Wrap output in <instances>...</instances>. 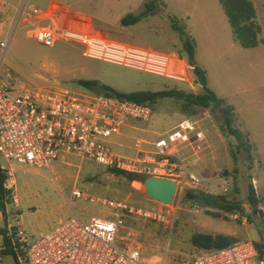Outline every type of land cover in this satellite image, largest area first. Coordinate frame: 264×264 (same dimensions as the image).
Wrapping results in <instances>:
<instances>
[{
	"label": "rangeland",
	"instance_id": "obj_1",
	"mask_svg": "<svg viewBox=\"0 0 264 264\" xmlns=\"http://www.w3.org/2000/svg\"><path fill=\"white\" fill-rule=\"evenodd\" d=\"M16 5L20 0H7ZM147 0H28L34 11L40 15H54L63 27L114 38L136 46L160 51L182 52L179 32L172 27L177 21L196 42V61L209 71L211 86L218 96L230 105L240 108L237 127L244 133L250 151L238 150L239 144L217 121L218 113L206 110L210 126L214 125L224 146L221 159L217 160L210 174L203 175L201 189L214 194H223L225 180L229 181L227 194L243 203L247 214L252 209L248 201L249 186L264 194V65L254 57L264 59V47L258 52L239 46L238 53L230 49L231 25L219 0H162L164 3L156 15L141 22L123 26L121 20L128 14H138ZM0 21V33L10 29V19ZM6 37V35H5ZM212 41L220 44L218 53L211 46ZM260 47V46H259ZM252 64V65H251ZM5 67L29 84L60 85L73 90L79 81H99L122 93L139 91H161L178 88L192 93L202 89L195 76L189 71L188 80L173 79L141 72L122 65L87 57L78 44L65 41L53 47L44 46L29 37L27 30H17L12 38ZM248 79H251L249 81ZM153 110L160 113V135L176 127L186 118H203V111L184 113L181 103L174 99H162ZM197 113V114H196ZM154 115V114H153ZM151 119L149 122L151 123ZM212 129V128H211ZM158 135L157 137H159ZM136 139L147 138L137 133ZM136 139L128 140L134 146ZM117 150V147H113ZM147 147H143L146 149ZM131 156L129 154H124ZM0 167L12 169L16 179L15 192L18 205L8 206L9 226L25 231L28 242L34 244L47 235L61 221L74 213L92 214L94 209L80 201L70 203L72 191L127 200L130 204L147 211L169 215L170 221L162 223L144 216H128L125 228L120 233L117 245L123 249H139L146 264H178L196 258L202 251L192 244L195 233H235L241 240L264 243V231L244 225L235 215L230 220H215L203 209L196 212L195 206L185 200L187 188L177 192L172 205L149 198L143 191V180L131 181L104 165L68 156L63 162L47 168L22 166L8 162L0 156ZM235 188L238 193H234ZM99 215H104L97 212ZM209 221L219 225L213 228ZM247 216V215H245ZM0 219V229L6 228V219ZM3 236H0V246ZM4 264H16L12 256L4 258Z\"/></svg>",
	"mask_w": 264,
	"mask_h": 264
},
{
	"label": "built area",
	"instance_id": "obj_2",
	"mask_svg": "<svg viewBox=\"0 0 264 264\" xmlns=\"http://www.w3.org/2000/svg\"><path fill=\"white\" fill-rule=\"evenodd\" d=\"M11 12L9 31L4 36L0 33V156L10 163L40 169L63 162L68 156H78L109 169L172 179L178 191L187 188L214 194L201 189L203 178L196 169L207 145V132L200 119L186 118L164 132L153 142L152 151H144L143 141H137V152L127 156L113 150L111 139L121 134L130 121H150L153 108L86 90L29 84L5 67L13 35L20 29L27 30L29 37L44 46L53 47L60 41L78 44L87 57L176 81L188 80L191 66L185 58L175 52L63 27L54 15L34 11L28 0H20L16 5L0 0V21L11 16ZM2 169L6 174L5 186L18 205L14 172ZM255 184L254 181V188ZM230 185L225 180L224 194L229 192ZM255 194L253 218L235 216L244 225L264 231V194ZM74 201L88 204L94 213H74L34 244L28 242L23 229L13 231L23 255L22 264H146L139 249L127 250L117 245L126 218L144 216L162 223L171 218L162 212L138 208L127 200L76 188L70 197V203ZM195 208L196 212L202 209ZM2 216L0 210V219ZM8 230L12 233L9 224ZM256 243L242 240L223 250L202 251L193 260L178 264H264ZM0 264H4L2 246Z\"/></svg>",
	"mask_w": 264,
	"mask_h": 264
},
{
	"label": "trees",
	"instance_id": "obj_3",
	"mask_svg": "<svg viewBox=\"0 0 264 264\" xmlns=\"http://www.w3.org/2000/svg\"><path fill=\"white\" fill-rule=\"evenodd\" d=\"M232 27L235 41L243 49H254L264 45V36L261 23L258 20L257 9L252 0H219ZM164 3L161 0H147L145 7L138 14H128L121 20L123 26H131L141 22L148 16L156 15ZM173 29L181 35L183 58L191 66V72L196 78L197 84L201 86V93H192L178 88L165 89L161 91H139L122 93L110 86L101 84L99 81H79L80 89L86 90L95 95H103L119 100H128L142 105L154 107L162 99H174L181 103L184 113H191L192 110H211L218 113L217 121L222 128L239 143L237 149L245 148L250 151V146L244 141L245 135L236 123L238 118L235 107L228 104L225 99L218 97L216 92L209 87L207 71L196 63V42L187 34L184 27L177 21L173 22ZM154 111V110H153ZM197 114V113H196ZM119 175L127 176L131 181L143 179L139 175L127 173L117 169H111ZM6 174L0 167V210L6 219V228L0 229V236H3L2 255L12 256L16 264H22L20 259L22 253L16 241L15 229L12 233L8 230V206L14 202L10 196V190L5 186ZM234 193H238L235 188ZM184 198L193 206H199L204 213L214 219L230 220V216L247 215L250 219L254 213L247 214L243 203L231 197L230 194H207L196 189H189L185 192ZM248 201L250 208L254 211L257 197L253 185L249 186ZM192 244L201 251H218L240 243L242 240L231 234H210L195 233L192 237ZM260 257L264 259V243H256Z\"/></svg>",
	"mask_w": 264,
	"mask_h": 264
},
{
	"label": "crops",
	"instance_id": "obj_4",
	"mask_svg": "<svg viewBox=\"0 0 264 264\" xmlns=\"http://www.w3.org/2000/svg\"><path fill=\"white\" fill-rule=\"evenodd\" d=\"M252 1L254 2L255 7L257 9L258 20L261 23V26L263 29V36H264V0H252ZM224 14H225V12H224ZM226 18H227V16H226ZM211 46L218 53L220 52L219 49H221L220 48L221 46H220V44H218L217 41H212ZM239 46L240 45L234 39L233 30H231V33H230V49H234L235 54H240V53H238V49H237V48H239ZM261 47H264V45L257 47V48H254V49H245V50L258 52V50ZM196 48L198 49L197 44H196ZM254 58L259 61L258 63H253L254 66L260 67V66L264 65V59L260 60L257 57H254ZM196 63L198 66L202 67V65L199 64L198 61H196ZM202 68L207 71L209 87L212 90H214L211 86L209 71L205 68V66H203ZM248 80L251 81V79H248ZM214 91L218 95L217 91L216 90H214ZM220 98H221V96H220ZM222 99H224V98H222ZM232 106H234V105H232ZM234 107H235L236 116L240 115V108L237 105H235ZM202 111L204 113L203 115H205V116L203 118H198V119H200L202 121V124H203L204 128L206 129L207 145H206V149H205L204 153L202 154L201 158L198 159V161L196 162V169L198 170V172L201 174V176L203 178V175L210 174L212 168L216 165L217 160L222 158L220 155L223 154L224 146L221 143L222 139H221L220 134H218V132L216 130H213L215 128V126L214 125L210 126L211 122L209 120H207V116H206L207 111L206 110H202ZM159 117H160V113L157 112L155 114V112H154V115L152 117L153 121L151 123H146L145 121H130L126 126L123 127L121 134L116 135L111 139L112 147H117V150H115L114 148H113V150L116 152L122 153V154L134 155L137 152V149H136L137 141H143L141 148L143 149V147L145 146L147 148L143 149L144 151H152L153 150V142L155 141V139H157V136L160 135L159 133H160V131H162L161 129H163V125H161V123H160L161 120H159L160 119ZM147 122H149V121H147ZM137 133L146 134L147 138L136 139L135 137H136ZM132 139H136V142H135L133 147L131 144L128 143V140H132ZM193 158L194 157H191L190 159L193 160ZM56 163H58V162H56ZM208 217L206 216L205 220L207 222H210L213 225L214 229H217L219 227V225L212 222V221H209ZM215 220H220V219H215ZM217 233L235 235V233H224V232H217ZM210 234H212V233L210 232Z\"/></svg>",
	"mask_w": 264,
	"mask_h": 264
},
{
	"label": "water",
	"instance_id": "obj_5",
	"mask_svg": "<svg viewBox=\"0 0 264 264\" xmlns=\"http://www.w3.org/2000/svg\"><path fill=\"white\" fill-rule=\"evenodd\" d=\"M143 191L151 199L164 205H172L178 192V185L172 179L147 177L143 182Z\"/></svg>",
	"mask_w": 264,
	"mask_h": 264
}]
</instances>
